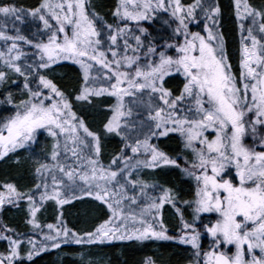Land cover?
<instances>
[{
	"label": "snow or ice",
	"instance_id": "6c2138e0",
	"mask_svg": "<svg viewBox=\"0 0 264 264\" xmlns=\"http://www.w3.org/2000/svg\"><path fill=\"white\" fill-rule=\"evenodd\" d=\"M232 8L238 75L218 0H115L111 21L91 0L0 4V17L21 24L31 18L46 37L34 41L18 28L15 35L0 30L6 48L0 87L22 81L19 98L7 87L0 93V103L13 110L0 120V161L31 151L41 134L51 139L46 159L34 161L32 187L0 183V210L24 205V223L39 236L24 239L0 226V241L7 242L0 264H33L63 246L130 241L188 246L193 264H264V7L232 0ZM157 21L166 39L150 31ZM21 45L34 50L30 58ZM62 61L80 70L71 95L49 77ZM169 78L179 79L176 91ZM73 102L103 105L102 129L92 130ZM173 136L177 148L162 147ZM111 137L120 144L105 163ZM144 171L164 180L150 183ZM177 173L191 183L187 198L167 180ZM74 201L96 202L107 218L83 231L70 227L64 212ZM48 202H54L55 223L38 218ZM166 207L177 220L175 234L164 221ZM79 260L84 264L83 252ZM143 264L156 261L147 257Z\"/></svg>",
	"mask_w": 264,
	"mask_h": 264
},
{
	"label": "rangeland",
	"instance_id": "374dc122",
	"mask_svg": "<svg viewBox=\"0 0 264 264\" xmlns=\"http://www.w3.org/2000/svg\"><path fill=\"white\" fill-rule=\"evenodd\" d=\"M224 1L225 3L223 4L225 6V19L229 20L231 24L235 25V31L234 34L231 37V41L233 42V46L230 48L234 51V54H236V51L238 52V67H239V48H240V35L238 32V29L236 27L235 24V17H234V12H233V8H232V0H221ZM183 2L185 4H189L192 3L193 0H183ZM91 3L94 7H96V2L95 0H91ZM254 6V3H251ZM29 19V18H28ZM31 19V18H30ZM11 22V24L13 22H16L13 19H8L5 20L3 17H0V24L3 25H10L9 23ZM33 20H31V23L29 25H21L24 29L29 30L30 29V25H33ZM246 22V21H245ZM250 23V21H248ZM14 25V24H13ZM202 26H197V25H192L191 29L193 31H200ZM28 28V29H27ZM198 28V29H196ZM257 37L261 36V34L257 31L256 33ZM4 42V41H3ZM228 43H226L227 45ZM5 43L1 44L0 43V51H6V48L4 47ZM234 59H236V55H234ZM65 62V61H62ZM61 63V62H60ZM58 65V64H57ZM78 67V66H77ZM239 72V69H238ZM49 75H54V76H60L61 73L60 71L57 70L56 65H54V71L50 72ZM170 83L168 84L169 87H171L176 91L177 87L180 84L179 79L176 80H172V78H169ZM7 87L9 88V90L13 93L14 97L19 98V96L21 95V88H22V83H20V85H5L3 87H0V89L2 90V92H4V88ZM68 94H70L68 92ZM1 99V98H0ZM4 98H2L0 101H2ZM74 103V110L78 109L76 106V103ZM1 104V103H0ZM7 105V104H6ZM10 107V106H9ZM11 108V107H10ZM12 109L8 110L7 108H1L0 107V120H2L4 117H7L8 115H10L12 113ZM79 112L80 115L83 116V118L86 120V123L88 124V126L94 130V131H100L102 129V125L105 122H102V118L100 116H104V114L102 112H100V115L98 118V123H94L93 119L90 117H87L88 112L87 110H84L83 113H81L80 111H76ZM86 116V117H85ZM115 139H119L117 137H114ZM171 142H175L174 139L170 140ZM108 143H106L105 140V146H107ZM104 146V148H105ZM51 147V139L49 137H47L46 133L45 134H41L39 136V142L38 144H34L32 146V150L31 151H25V150H20V152L16 155H13L11 159L6 158L5 160L1 161L2 163H0V172L6 173V169L10 166H15L17 165L18 167H20L19 171L22 172V177L18 179V177H14V176H7L8 181L9 182H14L18 185V187L22 188V189H27V187H32L33 183H34V177L32 175V171H33V164L34 161L36 159H41L44 160L46 159V155L48 150H50ZM21 159L22 163L21 164H16L14 163L15 159ZM111 158V157H110ZM108 157V159L105 160L104 162L107 163L108 160L110 159ZM141 175L143 176V178L145 180H147L150 183H156V182H161L164 180V177L160 176V175H152L149 174L147 171H144L141 173ZM178 175L180 176V174L178 173ZM182 177V176H180ZM183 178V177H182ZM3 180H0V183H3ZM169 183L173 186L174 185V181L173 180H169ZM190 183V182H188ZM191 186V183H190ZM131 194V193H130ZM96 202L91 201L88 204H84L80 201H74V205H66L65 206V212H64V217H65V222L70 226L73 227L79 231H83L85 229H90L92 228L96 223L98 222H102L103 219L107 218V210L104 209L103 211L98 210L96 207ZM24 205H22L20 208H16V207H12V206H4V208L2 210H0V215L2 216V221L6 222L5 225L15 229L17 232H25L27 233V238L30 236L32 239H35L37 241H39V236H36L32 233V231L30 230L29 226L28 228H24L23 226H25L24 223V219H25V215L26 212L24 211ZM101 208L103 206H100ZM55 209V205L54 202H48V204L45 205V209H42L40 213H38V218L42 223H55V216H56V212L54 211ZM89 210V211H88ZM188 217L190 218V213H188ZM164 221L167 224L168 228H169V232L172 234H175L176 231V225H177V220L174 218V213L172 212L171 209L169 208H165L164 210V215H163ZM72 220V221H71ZM204 239V238H202ZM135 241H130V242H117L114 245H97V246H84L83 248H81L80 246H76V245H72V246H67V248H62V250H53L47 253H51L52 252V258L55 261V263H59L61 264V262L65 259V258H69L72 261H75L79 264H81L80 260H79V255L81 252H83V255L85 257V261L84 264H88V262L90 261L91 264H107V259L108 257L105 255V253H107V248H109V251H112L116 256L121 255V253L126 252V254L133 259L134 262H136V264L141 260L140 263L144 262V260L146 259L147 255L149 254V251H151L152 253H155L158 251V245H160V243H166L167 247L170 246L171 248H175L178 249L182 252H184L186 259L188 260L186 264H193V257H192V250L190 249V247L185 246V245H179L177 243H175L174 241H160V242H152L149 241L143 245L145 247H141V248H132L131 246H126L123 248V252L122 247L125 245V243H129L132 244ZM0 243H5L4 247L5 249L2 250L0 248V251L5 252L7 249V242L6 241H0ZM136 243V242H135ZM203 245V244H202ZM150 248H149V247ZM27 247V245L25 246ZM134 247V246H133ZM208 245H206L207 249ZM148 252V253H147ZM44 253V254H47ZM138 253H144L147 255L146 256H142V255H138ZM157 260V259H156ZM157 262L159 263V261L157 260ZM181 262L177 263L176 261L173 262H162V264H180ZM115 264H119V263H115ZM161 264V263H159Z\"/></svg>",
	"mask_w": 264,
	"mask_h": 264
},
{
	"label": "trees",
	"instance_id": "16d2710c",
	"mask_svg": "<svg viewBox=\"0 0 264 264\" xmlns=\"http://www.w3.org/2000/svg\"><path fill=\"white\" fill-rule=\"evenodd\" d=\"M96 2V9L106 17V19H108L109 21H111V16H110V9L114 6L115 4V0H95ZM7 3H15L18 5H22V6H36L39 3V0H0V4H7ZM31 23V19H26V21L24 23H19V22H13L11 24V22L9 23L10 25H1L0 24V30H4L6 31L8 34L10 35H15L16 34V29L18 28L20 31L21 35H24L26 37H28L29 39H32L34 41H39L41 39L46 40V37L43 36L42 33L37 31V22H33V25H30V29L26 30L24 29L21 25H29ZM14 24V25H13ZM228 29H231V27L229 25H227ZM28 29V28H27ZM150 31L154 32V33H159V35L157 36V39H159L161 36H163V38H167L166 37V29L160 24L159 21H157V27L154 29H150ZM231 41V40H230ZM0 43L3 44L5 43V41L3 42L2 40H0ZM10 43V42H9ZM122 43V42H121ZM21 50L24 51L25 53L28 54V56L26 58H30L32 55V52L34 51L33 49H30L27 45H21ZM57 70L60 71L61 75L60 76H54V75H49V77L51 79L54 80V82L62 89L64 90L66 93H70V95L72 94L74 89H78L79 87V79H80V70L77 69L74 65L69 64L68 62L65 63H60L58 65H56ZM22 83V81H21ZM0 93H3L2 90L0 89ZM0 98H4V95L0 94ZM0 99V100H1ZM77 106V110L80 111L81 113H83L84 110H87L88 115L87 117H90L93 119L94 123H98V118H102V122H104L106 120V117L108 115L106 108L103 105H98L96 107H92V106H85L82 107L79 104H76ZM0 107H7L9 110L11 109L8 105H6V103H1ZM100 112H102L104 114V116H100ZM99 114V115H98ZM86 117V116H85ZM107 146H105L104 148V153H103V158L108 159L107 157H111L112 154L118 149L119 147V139H115L114 137H111L109 139L106 140ZM166 143H168V146L170 148L167 149H176L178 146V143H171L170 140H168ZM167 146V145H166ZM166 146H164L166 148ZM20 167H18L17 165L15 166H10L9 169H6V173L3 174V172H1L0 174V178L2 177L4 180H7V176H14V177H18L21 178L22 177V172H20L19 169ZM168 182L169 180H173L174 181V187L178 188L181 192V194L183 196H185V198H187V194L190 191V183H188L189 181H187L185 178H182L177 174L173 175V176H169L167 178ZM173 186V185H172ZM89 211V210H88ZM2 216L0 215V226H3L6 224V222L2 221ZM72 221V220H71ZM205 222H208L207 219L205 218ZM19 233H24V239H27V233L20 231ZM202 247L206 248V245H208L207 240L206 239H202ZM5 243H0V248L2 250L5 249L4 247ZM26 246V245H25ZM67 248V246H63V248ZM158 251L155 252V259H157L159 261V263L162 264V262H173L176 261L177 263L179 262H183L186 257L184 258L185 254L184 252L175 249V248H171L170 246L167 247L166 243H160V245H158ZM108 250V248H107ZM123 252V250H121ZM2 252V251H0ZM140 253H138L139 255ZM105 255L108 257V261L107 264H115V263H119V264H136V262L133 261L132 258H130L126 252L121 253V255L116 256L112 251H107V253H105ZM52 252L51 253H47V254H41L38 257L34 258L33 264H59V263H55V261L52 258ZM152 256V255H151ZM61 264H79L75 261L70 260L69 258H65Z\"/></svg>",
	"mask_w": 264,
	"mask_h": 264
},
{
	"label": "flooded vegetation",
	"instance_id": "af4514ba",
	"mask_svg": "<svg viewBox=\"0 0 264 264\" xmlns=\"http://www.w3.org/2000/svg\"><path fill=\"white\" fill-rule=\"evenodd\" d=\"M221 8H222V12H223V16H222V25H223V28H222V31L225 35V38H226V43H228L226 46H227V51H228V55L230 57V60H231V63L234 67V69L236 70L237 72V75H238V52L236 51V54H234V51L232 49H230L232 46H233V42H230L231 40V37L232 35L234 34V31H235V25L231 24L229 20H226L225 19V6L223 5L225 2L224 1H221V0H218ZM250 3H254V6L255 7H264V0H249ZM246 24H248L249 22L246 21L245 22ZM227 25H229L231 27V29H228ZM192 25H190L191 27ZM198 29V28H196ZM200 31L202 32V27L200 29ZM246 34V33H245ZM258 38H260V36H258ZM234 55H236V59H234ZM231 175L234 177L235 173L234 171L231 173ZM238 183V181H236Z\"/></svg>",
	"mask_w": 264,
	"mask_h": 264
},
{
	"label": "bare ground",
	"instance_id": "6f19581e",
	"mask_svg": "<svg viewBox=\"0 0 264 264\" xmlns=\"http://www.w3.org/2000/svg\"><path fill=\"white\" fill-rule=\"evenodd\" d=\"M150 252H151V251H149V253H150ZM147 253H148V252H147ZM147 253H146V254H144V253H141L140 255H142V256L144 257V256H146V255H147ZM140 262H141V260H140L138 263H140ZM138 263H137V264H138Z\"/></svg>",
	"mask_w": 264,
	"mask_h": 264
}]
</instances>
